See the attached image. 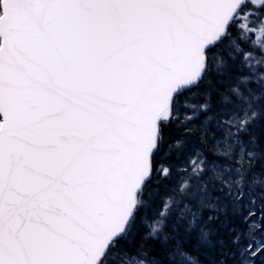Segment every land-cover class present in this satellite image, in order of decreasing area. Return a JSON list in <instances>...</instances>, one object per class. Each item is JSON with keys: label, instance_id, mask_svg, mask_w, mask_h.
Returning a JSON list of instances; mask_svg holds the SVG:
<instances>
[{"label": "snow or ice", "instance_id": "1", "mask_svg": "<svg viewBox=\"0 0 264 264\" xmlns=\"http://www.w3.org/2000/svg\"><path fill=\"white\" fill-rule=\"evenodd\" d=\"M0 264H264V0H0Z\"/></svg>", "mask_w": 264, "mask_h": 264}]
</instances>
